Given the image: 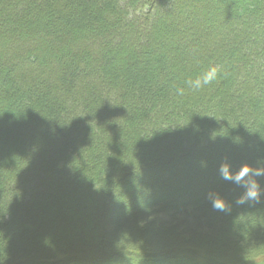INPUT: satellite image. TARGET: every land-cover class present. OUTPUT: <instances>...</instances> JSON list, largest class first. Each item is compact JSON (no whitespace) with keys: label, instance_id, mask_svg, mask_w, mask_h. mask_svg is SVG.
<instances>
[{"label":"trees","instance_id":"obj_1","mask_svg":"<svg viewBox=\"0 0 264 264\" xmlns=\"http://www.w3.org/2000/svg\"><path fill=\"white\" fill-rule=\"evenodd\" d=\"M260 158L264 0H0V264H264Z\"/></svg>","mask_w":264,"mask_h":264},{"label":"clouds","instance_id":"obj_2","mask_svg":"<svg viewBox=\"0 0 264 264\" xmlns=\"http://www.w3.org/2000/svg\"><path fill=\"white\" fill-rule=\"evenodd\" d=\"M217 77L218 69L210 67L195 79H188L185 83L189 88L198 90L210 85ZM176 91L178 95L184 94L183 88H177ZM219 173L223 181L242 189L235 199L237 205L259 204L264 199V186L260 183L261 178H264V158L258 159L255 165L244 163L238 170H233L230 162L225 160L220 164ZM208 199L215 210L231 211V204L218 191H210Z\"/></svg>","mask_w":264,"mask_h":264},{"label":"rangeland","instance_id":"obj_3","mask_svg":"<svg viewBox=\"0 0 264 264\" xmlns=\"http://www.w3.org/2000/svg\"><path fill=\"white\" fill-rule=\"evenodd\" d=\"M159 217L162 219V218H165L164 214H159Z\"/></svg>","mask_w":264,"mask_h":264}]
</instances>
